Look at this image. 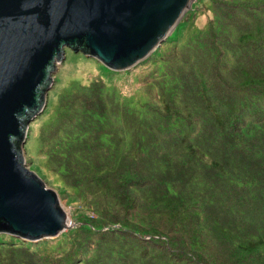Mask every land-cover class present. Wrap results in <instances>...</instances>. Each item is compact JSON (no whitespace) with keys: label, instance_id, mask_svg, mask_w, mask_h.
<instances>
[{"label":"trees","instance_id":"obj_1","mask_svg":"<svg viewBox=\"0 0 264 264\" xmlns=\"http://www.w3.org/2000/svg\"><path fill=\"white\" fill-rule=\"evenodd\" d=\"M197 2L127 86L101 65L46 104L24 149L85 214L0 232V264H264V0Z\"/></svg>","mask_w":264,"mask_h":264},{"label":"water","instance_id":"obj_2","mask_svg":"<svg viewBox=\"0 0 264 264\" xmlns=\"http://www.w3.org/2000/svg\"><path fill=\"white\" fill-rule=\"evenodd\" d=\"M192 0H0V232L30 241L72 227L21 146L64 49L120 71L147 57Z\"/></svg>","mask_w":264,"mask_h":264},{"label":"rangeland","instance_id":"obj_3","mask_svg":"<svg viewBox=\"0 0 264 264\" xmlns=\"http://www.w3.org/2000/svg\"><path fill=\"white\" fill-rule=\"evenodd\" d=\"M195 6H197V8H200L201 7L200 2L198 3L197 0H192L189 8L184 12V14H186V12L190 10V8ZM196 23L202 24L203 16H198V18L196 19ZM137 64L126 70H120V72L110 74V78H113L112 80H115V82H123L124 85L127 86L126 83L130 81L129 73L136 68ZM101 65L103 64L100 61H98L97 59L91 56L85 54L83 55V53L80 51L75 52L68 47L65 48L63 59L60 62L56 63V66L51 73V83L45 92L46 104L53 101L56 94L58 93V91H60L62 87L70 86L74 82V79L82 77L83 75L88 74L89 72L92 73L93 72L97 73L99 71L103 72ZM46 104L39 113H37L29 120L27 125L26 136L21 146V150H22L21 152L23 153L27 167L33 170L34 172H36L38 176L45 182L47 187L52 188L56 191L58 195V202L62 207V209H64V211L67 213L68 218L70 219L73 225L78 221L79 216L81 214H85V212L81 210V208L78 207L77 204L73 203L71 197L61 193L59 180L56 177H54L53 174L44 175L37 168L38 162L35 159L36 155L34 151V147H35L34 144H30L29 149H24V147L27 145V142L30 140L29 138L30 134L32 133L34 127L36 126L37 118L43 113ZM28 151L30 153H28Z\"/></svg>","mask_w":264,"mask_h":264},{"label":"built area","instance_id":"obj_4","mask_svg":"<svg viewBox=\"0 0 264 264\" xmlns=\"http://www.w3.org/2000/svg\"><path fill=\"white\" fill-rule=\"evenodd\" d=\"M90 216H91V217H96V213H92V212H91V213H90Z\"/></svg>","mask_w":264,"mask_h":264}]
</instances>
